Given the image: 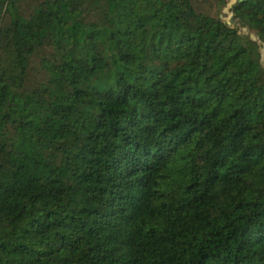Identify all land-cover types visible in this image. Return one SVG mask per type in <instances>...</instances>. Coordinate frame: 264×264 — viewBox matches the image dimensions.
Instances as JSON below:
<instances>
[{
  "label": "trees",
  "instance_id": "16d2710c",
  "mask_svg": "<svg viewBox=\"0 0 264 264\" xmlns=\"http://www.w3.org/2000/svg\"><path fill=\"white\" fill-rule=\"evenodd\" d=\"M226 4L0 0V264H264V0Z\"/></svg>",
  "mask_w": 264,
  "mask_h": 264
},
{
  "label": "rangeland",
  "instance_id": "374dc122",
  "mask_svg": "<svg viewBox=\"0 0 264 264\" xmlns=\"http://www.w3.org/2000/svg\"><path fill=\"white\" fill-rule=\"evenodd\" d=\"M235 0H227V4L226 6L223 8V11L225 13V18L228 19L229 17V7L230 5L234 2ZM241 32H246V29L245 28H241L240 29ZM261 55H262V62L264 64V46L262 47L261 49Z\"/></svg>",
  "mask_w": 264,
  "mask_h": 264
}]
</instances>
